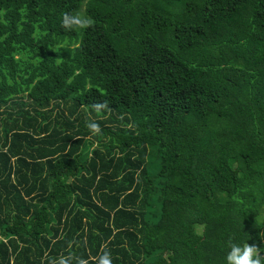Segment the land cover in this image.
Returning <instances> with one entry per match:
<instances>
[{
    "label": "trees",
    "instance_id": "16d2710c",
    "mask_svg": "<svg viewBox=\"0 0 264 264\" xmlns=\"http://www.w3.org/2000/svg\"><path fill=\"white\" fill-rule=\"evenodd\" d=\"M230 240L264 255V0H0V264Z\"/></svg>",
    "mask_w": 264,
    "mask_h": 264
},
{
    "label": "clouds",
    "instance_id": "9594fccd",
    "mask_svg": "<svg viewBox=\"0 0 264 264\" xmlns=\"http://www.w3.org/2000/svg\"><path fill=\"white\" fill-rule=\"evenodd\" d=\"M94 20L81 13L69 14L64 13L62 16V27L68 30L72 29H87L94 25ZM105 102L100 101L93 104L96 111H101L106 108ZM86 127L93 135H99L101 132L100 126L95 121L86 123ZM228 251L225 255V264H264V255L260 247L256 244H249L248 242L238 244L233 241L228 243ZM89 264L87 259L81 257H73L72 255L63 256L52 259L50 264ZM95 264H113L112 254L110 250L103 249L95 258Z\"/></svg>",
    "mask_w": 264,
    "mask_h": 264
}]
</instances>
